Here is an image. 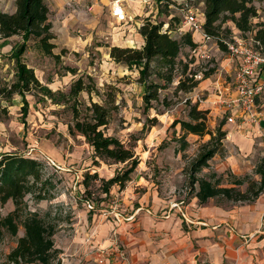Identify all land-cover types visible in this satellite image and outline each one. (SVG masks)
Wrapping results in <instances>:
<instances>
[{"label":"rangeland","instance_id":"1","mask_svg":"<svg viewBox=\"0 0 264 264\" xmlns=\"http://www.w3.org/2000/svg\"><path fill=\"white\" fill-rule=\"evenodd\" d=\"M45 1L48 5L53 4L52 0ZM114 1L67 0L62 7L53 5L49 21L55 39L51 42L56 46L53 54L58 57L46 55L35 41L28 43L23 56V61L34 69L40 83L52 91L53 99L45 97L40 91H33L26 95L27 105L20 95H14L9 100L2 98L0 101V156L8 153L23 155L37 160L42 166V182L38 186L43 188L41 192L44 199H36V196L29 194L25 198L23 210L24 214H38L55 227L54 241L59 254L52 264H100L102 251L108 256L110 247H105L108 240L118 246L121 252L127 249L119 239V227L114 228L110 224L113 220L115 225L118 222L116 213L121 214V222L118 224L123 225L122 222L129 218L119 211L122 190L114 185L109 193H105L102 182V179L107 181L114 177L116 171L122 170L125 165L100 162L99 166H95L93 149L83 137L72 136L69 131V126L73 123L72 109L75 100L63 101L62 95L68 96L73 84L79 79L93 89L91 94L83 92L79 95L85 105L91 101L104 105V100H113L109 104L112 115L107 133L119 138L126 146L133 147L140 158L139 166L123 191L133 186L138 196L149 191L158 192L164 201H169V207L159 208L157 218L162 219V215L169 212L173 204L181 201L185 202L183 211L188 210L191 216L200 209L192 204L195 192L191 187L190 166L211 137L207 135L201 138L191 134L184 136L180 125L172 126L175 120H188L190 106L198 104V110L206 112L210 130L227 133L221 144L214 142L209 146L217 147V154L196 174V178L212 179L221 188L236 187L244 193L251 180L259 179L254 172L264 159V128L253 139L252 150L245 153L234 143V136L246 138L243 127L228 124L223 107L216 103L211 83L216 84L221 80L232 84L238 65L231 61L227 51L221 50L217 43L207 46L211 49L210 60H190V48L183 46L178 62L190 63L191 67L187 75L176 70L172 84L160 91V99L168 98L169 106H159V111L154 108L148 112L145 110V85L140 82L138 69L130 70L116 63L110 55L111 49L116 46L131 48L126 46L136 45L139 48L141 37L136 23L143 25L148 18L153 23H162L165 31L175 17L171 36L179 38L186 10L191 7L202 13L203 0H173L170 6L156 1L144 4L141 0H136L140 5H145L141 17L134 15L137 3L122 0L133 18L132 21L129 20V24L117 23L111 16ZM256 7L259 17L254 23L264 25V3L257 4ZM184 30L182 33L190 32ZM234 31L231 22L223 25L224 38ZM242 36L249 38L251 34ZM21 42V36L5 40L0 35V87H10L16 82L17 69L11 53ZM195 72L210 74L205 91L196 98L190 93L176 92L181 75L183 79H187ZM148 81L164 84L154 75ZM191 93L194 94V91ZM26 111L27 115H24ZM160 111L163 114H158ZM257 111L261 113V119L264 118V94L257 100ZM148 116L157 117L158 120L151 128L145 127ZM185 142L188 143L187 147H184ZM95 173L98 174V179L89 180L86 188V174L93 176ZM232 175L246 183L234 186L237 179ZM137 181H140L138 186ZM44 183L46 185L42 187L41 184ZM87 200L93 201L94 210H88L85 205ZM255 202L234 203L215 198L203 206V211L217 206L225 211H232V214H241ZM151 205L150 203L145 210H151ZM14 209L15 205L11 200L4 206L0 203L3 216ZM195 220L192 216V224L185 222V228L193 227ZM24 234L25 230L20 225L16 237L6 235L0 243V264H14L8 261V255ZM247 240H252V245H246L242 262L251 264V255H254L255 264H264V224L254 238Z\"/></svg>","mask_w":264,"mask_h":264},{"label":"trees","instance_id":"2","mask_svg":"<svg viewBox=\"0 0 264 264\" xmlns=\"http://www.w3.org/2000/svg\"><path fill=\"white\" fill-rule=\"evenodd\" d=\"M146 1H156L158 4L167 6L173 3V0ZM263 2L264 0H203L205 34L217 42L221 50L226 51L223 40L230 39L232 33L224 38L222 28L225 23L231 22L234 28L243 35L252 33L255 39L264 45V25L254 23V20L259 17L256 3ZM16 8L17 10L13 14L0 11L1 37L3 39H10L14 36L22 37L21 44L14 48L11 53V58L15 61L17 69L16 82L10 87H0V101L2 98L9 100L14 95H20L24 104L27 105L26 95L33 91H40L45 97H53L52 91L40 83L34 69L23 61L28 43L35 41L46 55L58 56L53 54V49L56 46L51 41L55 39V36L49 21L50 8L45 0H17ZM174 19L176 18L173 17L169 27L163 31L162 23H153L148 18L140 28V34L145 40L142 47L120 48L116 46L111 49L110 55L116 63L122 64L130 70L138 69L140 82L145 85L143 101L147 112L153 108L159 111V106L164 108L169 106L168 98L161 100L159 93L172 84L176 70H180L182 75L188 74L190 63L178 62L183 46L189 48L198 46V43L193 40L191 32L180 33L179 38L171 36V32L174 30ZM196 73L190 74L187 79H183L181 75L176 92L187 94L193 92L200 83L194 79ZM152 75L162 80L164 84L149 82V77ZM209 76L208 73L204 74L205 79ZM92 91V88H89L82 79H79L73 84L68 96L62 95L63 101L75 100L72 109L73 123L69 126V131L72 136L83 137L93 149L95 166H99L100 162L109 165H125L122 170L116 171L111 179L107 181L102 179L105 193H109L110 188L114 185H118L123 190L139 166L140 158L133 147L126 146L119 138L107 133L112 115V108H109V104L113 100H104V105L92 101L85 105L79 99L81 93L91 94ZM25 114L27 115V111L24 112ZM158 114H163V112H158ZM157 122V117L150 118L148 116L145 127L151 128ZM178 125L181 126L184 136L192 134L201 138L207 135L211 137L203 145L205 149L190 166L191 187L200 205L207 204L215 198L234 203L254 202L264 193V159L254 172L259 179L251 180L244 193L236 187L221 188L212 179L196 178V174L217 154V147L209 148V146L214 142L221 144L227 133L221 132V130L216 132L210 130L206 112L199 111L198 104L190 106L188 120H175L172 126ZM187 146L188 143L185 142L184 147ZM41 169L42 166L37 160L26 158L23 155L8 153L0 156V203L4 206L11 200L15 205V209L7 216H3L0 211V243L7 234L16 237L20 225L25 230L24 236L18 239L17 246L8 255L10 263L52 264L59 254L54 241L55 227L48 224L38 214H24L23 210L25 198L29 194L36 196V199H44L41 192L43 188L38 186L42 182ZM98 177L97 173L93 176L86 174L84 180L86 188L89 180H97ZM232 177L236 178L234 175ZM236 179L234 186L239 187L246 183ZM45 185V183L41 184L42 187ZM196 185L197 188H195Z\"/></svg>","mask_w":264,"mask_h":264},{"label":"crops","instance_id":"3","mask_svg":"<svg viewBox=\"0 0 264 264\" xmlns=\"http://www.w3.org/2000/svg\"><path fill=\"white\" fill-rule=\"evenodd\" d=\"M16 1L0 0V11L10 14L15 13L17 10ZM52 1L53 4L50 5L45 1L50 9L53 5L62 7L67 0ZM141 1L144 4L147 3L146 0ZM133 2L138 4L134 8L136 9L134 15L141 17L145 5H140L136 0H133ZM124 6L126 9L125 4ZM204 10L205 7L203 5ZM126 11L128 14L127 9ZM129 14V20L132 21L133 18ZM117 23L120 22L117 21ZM126 24H129V21ZM136 25L137 29L140 30L142 24L136 23ZM234 34L243 35L236 29ZM139 35L141 37V44L138 47L140 48L144 45L145 40L140 31ZM196 35L198 36L196 37ZM193 38L196 43H202L199 34H194ZM126 47L137 48L136 45ZM208 80L206 78L201 81L198 87L194 89V94H190L195 95V98L202 94L208 87ZM211 84L215 96L216 84ZM263 128L264 118L260 119V123L256 124L247 122L243 125V133L246 138L234 136V143L239 146L240 150L248 153L252 150L253 139L258 137V133L261 134ZM136 185H140V181H137ZM121 195L122 204L119 211L126 218L131 216H134V218L131 220L125 218L126 222H122L123 225L118 224V222L115 225L114 220L110 224L114 225V228L115 226L116 228L119 227L117 229V232L121 234L119 239L122 243H125L127 249L125 252H121L118 246H114L113 242L108 240L105 247L110 248L107 259L103 264H245L242 260L246 251V245H252V240L249 241L247 239L254 238L264 224V193L256 200L254 205L248 206L246 211L241 214H232V211L228 212L217 206L208 211H203V206L206 204L200 205L198 198L195 196L192 204L200 209L197 213H192V216L196 219V224L193 227L187 226V228H185L184 223L189 224L187 221L192 220V216L188 210H186V218L178 210L170 214V218L168 219L165 218V214L168 212H165L164 216L162 215V219L157 218L156 213L159 208L165 209L169 207L167 205L169 201H164L158 192L149 191L138 196L135 193V188L131 186L126 191L122 190ZM150 203L152 204L151 210H145ZM138 209L142 210L136 213ZM169 213L171 212L169 211ZM122 254L127 256L124 258ZM250 259L251 264H255L253 260L255 256L251 255Z\"/></svg>","mask_w":264,"mask_h":264},{"label":"built area","instance_id":"4","mask_svg":"<svg viewBox=\"0 0 264 264\" xmlns=\"http://www.w3.org/2000/svg\"><path fill=\"white\" fill-rule=\"evenodd\" d=\"M199 13L200 12L191 7L188 8L179 31L182 33L184 29H187L193 36L194 34H199L201 36L202 43L198 44L195 48H190V60H210L211 49H208L207 46L208 44L217 42L205 34V14L204 11ZM111 15L120 23L129 21L122 0H115L113 2ZM249 34H251V37L243 38L240 34L236 35L232 33L230 39L223 40L231 61L237 62L238 65L232 84L221 80L216 82V103L223 107L227 123L236 125L238 128H242L247 122L254 124L260 123L261 119V113L257 111V100L264 92V45L255 39L254 34ZM203 77L204 75L202 72H198L194 75V79L197 81H202ZM50 161L56 166L54 161ZM184 203V201H181L173 204L169 211L178 210V212L186 218V212L183 211ZM85 205L90 211L95 209L93 201L91 200L85 201ZM141 210L142 209H138L136 213ZM115 217L118 222H121V214L116 213ZM133 218L134 216H131L127 220ZM165 218H170L169 212L165 215ZM187 222L192 224L191 221ZM122 256L125 258L124 254H122ZM106 258L105 251H102L100 264H103Z\"/></svg>","mask_w":264,"mask_h":264}]
</instances>
